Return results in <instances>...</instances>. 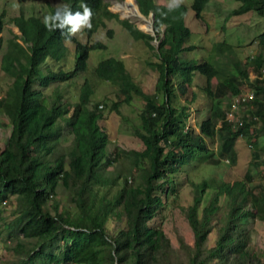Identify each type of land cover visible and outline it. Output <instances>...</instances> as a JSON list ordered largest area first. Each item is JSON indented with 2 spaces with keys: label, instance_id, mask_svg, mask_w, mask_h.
<instances>
[{
  "label": "trees",
  "instance_id": "obj_1",
  "mask_svg": "<svg viewBox=\"0 0 264 264\" xmlns=\"http://www.w3.org/2000/svg\"><path fill=\"white\" fill-rule=\"evenodd\" d=\"M61 2L57 9L49 6L50 14L57 18L50 19L48 27L33 14L24 16L20 11L12 17L20 41H13L15 47L6 49L1 57L2 70L12 78L0 95V112L9 126L0 148V201L11 206L5 235L14 237V243L7 247L15 254L6 264H264L262 251L250 246L251 222H241L250 212L264 221V184L262 180L252 182L254 170L264 172V143L259 141L264 137V76L254 80L253 97L240 102L237 125L225 118L220 106L212 105L219 126L214 127L211 117H206L194 129L184 123L185 107L174 104L172 84L176 72L187 84L192 76L190 60L180 62L178 57L188 34L182 19L185 7L180 4L170 9L155 0H137L142 13L152 11L156 46L150 42L153 35L126 20L120 22L152 51L155 58L149 63L157 72L159 85L145 93L122 61L114 57H103L94 66L98 77L117 85L121 97L111 103V108L122 118L125 116L118 110L121 102L129 103L132 92L143 98L138 111L140 129L130 124L140 145L126 149L131 162L129 166L121 164L117 160L120 148L107 150L110 140L97 123L100 110L90 98L92 89L85 80L77 100L71 103L64 102L57 88L44 98L43 89L53 82L84 71L89 50L99 45L76 40L70 33L71 25L62 23L65 16L82 13L81 5L86 4L92 12L88 31L103 25L100 15L116 17L102 0ZM202 2H191L196 16ZM248 10L264 16V0H240L232 12ZM66 39L74 44L71 67L45 70L44 64L65 58ZM257 46L261 52L250 63L259 73L264 62V30L257 35ZM194 69L206 79L218 72L205 60ZM240 76H246L243 70ZM238 82L236 77L225 78L214 90L209 83H204L203 89L211 98L226 90L233 95ZM4 124L0 121V126ZM239 136L248 140L247 166L252 167L245 168L241 177L193 181L186 174L183 166L195 156H203L213 165L225 156L233 162V143ZM208 139L217 140L216 153L208 146ZM61 141L68 142L62 145ZM185 185L190 199L180 207L191 241L178 235V245L173 246L162 225L152 221L179 197ZM97 186L107 187L109 193L98 192ZM205 194L208 196L202 205ZM108 220L115 227L112 233L106 227ZM212 229L213 243L209 246Z\"/></svg>",
  "mask_w": 264,
  "mask_h": 264
},
{
  "label": "rangeland",
  "instance_id": "obj_2",
  "mask_svg": "<svg viewBox=\"0 0 264 264\" xmlns=\"http://www.w3.org/2000/svg\"><path fill=\"white\" fill-rule=\"evenodd\" d=\"M106 2L108 9L115 12L118 18H125L131 22L138 29H141L144 32L151 33V15L150 12L147 15L136 16L135 11L126 12L128 15L122 16L118 10L121 9L120 4H124L126 0H103ZM163 3L174 2V0H157ZM136 8L138 10V4L134 0ZM209 0L201 11V16L204 23L199 22L193 17V13L190 9H187L185 12V19L187 25L190 29V39L184 42V44H191L197 47L198 55L211 58L209 55L210 50H208L207 42H203L200 37L204 36L207 40H219L222 37V34L225 31L230 32L226 33L228 41L232 43V53L229 56L217 55L214 53L216 61H210L214 66L217 67V64H223L224 73H231L232 64L231 58L237 57L240 58L246 54H249L253 51L258 52L257 38L256 35L259 31L264 29V17L258 16L252 11H247L241 15L229 14V10L232 6L236 5L235 0H223V2H217ZM119 3V4H118ZM190 3V0H183L184 5ZM212 3V4H211ZM61 0H0V12H3L2 20L4 22L1 30V48H0V64L2 54L6 49L11 50L12 47H15L13 41H20L18 38V31L14 27L11 17L18 15L22 11L24 16L33 14L38 18L44 21L46 16L51 15L49 6H54L55 9L61 6ZM21 8V9H20ZM135 8V9H136ZM139 12V11H138ZM223 16L227 17V22H232L231 24L223 23ZM50 19L47 21V23ZM105 27L97 26L93 32H91L88 40H99L104 42L105 48L91 50L89 52V57L87 59V68L81 74L68 80L66 82H53L51 86L44 89L43 92L48 94L51 89L57 88L61 92V95L66 100L75 99L78 94L79 86L83 79H86L92 87L93 93L92 98L98 102H103L104 106L102 108V115L100 119V124L104 125V129L108 131L110 142L107 144V150L111 151L112 148L118 147L119 157L118 161H121V164H126L129 166L131 160L129 155L125 151L130 146L140 145V140L132 131L130 124L138 123V111L142 106L143 98L136 93H131V98L129 103L121 102L118 105V110L125 116L119 115L114 109L109 110L110 103L115 101V99L121 97L116 89L115 84L110 83L109 81L102 80L96 77L92 71V67L96 64L97 60L100 57L105 56H115L122 60L126 71L129 72L132 80L140 86L141 90L145 93L153 92L156 87L159 85V81L156 80L157 72L150 66L149 61L154 60V55L152 51L144 44L141 39L132 38L127 31L120 25V23L114 18H103ZM149 24L148 29L144 28V25ZM220 24V25H219ZM224 24V28H220ZM205 25H209L204 31ZM212 25L214 27L212 28ZM219 25V26H218ZM218 26V27H217ZM82 26L81 30L77 33H72L78 40L86 41V34L83 32ZM217 27V28H215ZM106 29H109L111 33H106ZM200 38V39H199ZM199 39V40H198ZM151 43L155 45L156 41L151 40ZM198 42V44H197ZM21 43V42H20ZM68 45L69 51L71 50V43L66 42ZM23 44V43H21ZM205 44V46H204ZM23 46V45H22ZM26 47V46H23ZM193 48V51L197 50ZM187 54V53H184ZM19 58L23 60L22 54L19 55ZM72 63L71 53H69L63 62H53L48 63L51 69H56L58 67L66 68ZM11 76L2 70L0 65V95L4 92L5 87L11 81ZM215 78L212 77L211 81H214ZM174 84L175 93L179 94L174 99V104L176 105H185L187 107V116L185 118L186 123L190 122L194 129H197L196 125L201 118L205 117L208 114V99L202 94L198 88L192 87L190 90L188 87H184L179 78V74H176L172 79ZM245 85L242 87L244 90ZM187 91V92H186ZM195 91V96L191 102H185L184 97L189 96ZM186 92V93H185ZM73 95V96H72ZM119 96V97H118ZM123 96V95H122ZM161 97V94H159ZM46 100V99H45ZM216 116H213L214 125L217 124ZM0 121L5 123L0 126V148H2L4 141L6 139L9 126L6 119V116L0 112ZM137 126L140 129L139 124ZM260 143H264V137L259 138ZM68 141H61L62 145H66ZM208 146L217 152V140L211 141L207 140ZM233 147L235 150V159L233 162H227L224 159L216 165L205 163V161L200 160L201 158L190 162L188 165L183 166L186 174L191 176L193 181H198L201 178H213L214 180L227 179L233 175H243L245 168H252L247 166L249 151L248 140L244 136H239L234 140ZM198 156H195L196 159ZM203 157V156H202ZM253 173V172H252ZM259 180H264V172L261 169L254 170L253 183H257ZM100 187L99 189H97ZM100 193H109L107 187L97 186L95 187ZM210 191V190H208ZM63 199L65 198L64 193ZM208 194H205L203 197L202 205L207 199ZM190 199V191L185 185L181 192H179V197L174 201L167 204L163 209L162 213H157L153 219V223H159L162 225V228L165 234L170 239V242L173 246L178 245L177 237L178 235L182 236L186 241H191V232L184 217L183 209L181 205H185ZM223 204V200H220ZM2 207L0 214L2 219L0 220V264H6L8 260L12 257H15L12 249L8 248L14 243V237H6V228L8 219L11 217L10 208L11 206L8 203L1 205ZM201 206V205H200ZM243 225H249L248 230L251 235L250 246L255 251H262V259L264 260V221L257 219L253 215L248 214L241 221ZM106 227L109 233L114 231V226L112 220H108ZM214 237V229L209 232L207 245H212ZM9 245V246H8ZM8 246V247H7Z\"/></svg>",
  "mask_w": 264,
  "mask_h": 264
},
{
  "label": "clouds",
  "instance_id": "obj_3",
  "mask_svg": "<svg viewBox=\"0 0 264 264\" xmlns=\"http://www.w3.org/2000/svg\"><path fill=\"white\" fill-rule=\"evenodd\" d=\"M103 1V0H102ZM136 2H137V0H135ZM209 0H203V2H202V4H201V7H200V9L198 10V16H196L195 15V10H193L192 8H191V2H192V0H190V3L189 4H187V5H184V4H181V3H183V0H174V2H170V3H168V4H166V3H163V2H160V1H157V0H155V2L156 3H158V4H161V5H165V6H170V9L172 8V7H175V8H179V6H180V4L181 5H183L184 7H185V11H184V14H183V17H182V19H183V24H184V26L188 29V34L184 37V39H183V41H182V50H181V52L178 54V57H179V61L180 62H182V61H184V60H190L189 61V64H191L193 67H192V76H191V78H190V83L189 84H187L186 82H184L183 81V79H182V77H181V75H180V73L179 72H176V74H179V78H180V80H181V82H182V85L184 86V87H188L190 90H192V87H194V88H198L201 92H202V94L208 99V104H209V106H208V114L205 116V117H203V118H201L200 119V121L202 120V119H204V118H206V117H211V119L213 118V115H212V112H211V109H212V105H216V106H220V108H221V110L223 111V113H224V115H225V118L227 119V120H229V121H231L232 122V124H234V125H237L239 122H240V119L236 116V112H237V109H238V107H239V104H240V102L241 101H243V100H249V99H251L252 97H253V82H254V80H256V79H261L263 76H264V62H263V64L261 65V67H260V72L259 73H257L255 70H254V68L252 67V64L250 63V62H253V61H255V56L258 54V52H261L260 51V49H259V47H258V52H255V51H253V52H251V53H249V54H246V55H244V56H242V57H240V58H237V57H234V58H231L230 57V60H231V64H232V70H233V72H229V73H224V72H222L221 71V69H223L224 67H223V64H217V67L216 66H214L215 68H216V70L218 71V72H216V74H214V75H212V76H210L208 79H206V76L204 75V73H202V72H200L199 70H197V69H194L195 68V66H197V65H199V62H201V61H203V60H205V61H208L209 63H210V61H212V62H214V61H216L217 59L215 58L216 56H214V53L215 54H217V55H223L224 54V56H229L231 53H232V43L230 42V41H228L227 39H228V37H230V32H231V30H229L228 32L227 31H225L223 34H222V37L219 39V40H207L204 36H202V37H200L201 38V40H203V42L205 43V42H207V44H208V50H210L209 52H211V53H209V55L211 56V58H208V57H205V56H199L198 55V49H197V47L196 46H194V45H191V44H184V42L187 40H189L190 39V36H193V34L192 35H190V29H189V27H188V25H187V22H186V19H185V17H184V15H185V12L187 11V9H190L191 11H192V13H193V17L196 19V20H198L199 22H201V23H204V21H203V18H202V16H201V11H202V9H203V7L205 6V4L208 2ZM213 1H215L214 3H216V1L217 2H220V0H213ZM104 2V1H103ZM221 2H223V0H221ZM235 2H236V5H234V6H232L231 8H230V10H229V14H233V15H237V14H239V15H241V14H243V13H245V12H247V11H244V12H242V13H233L232 12V9L233 8H235V7H237L239 4H240V0H235ZM105 4H106V2H104ZM137 4H138V2H137ZM212 4V3H211ZM138 6V10L137 11H139V14H142V15H147L149 12H150V15H151V33H149V34H151V35H153V39H151V40H155L156 41V43H155V46H156V44H157V38H155L154 37V32H153V29H152V19H153V15H152V11H149L147 14H144V13H142L141 11H140V9H139V4L137 5ZM66 8L68 7V6H65ZM81 7L83 8V12L82 13H80L79 11L78 12H76L75 13V15H66L65 16V18H64V20H63V22L62 23H67V24H70L71 25V29H70V33H71V35L76 39V40H78L72 33H77V32H79L80 30H81V28H82V26H85L84 28H83V32L86 34V37H87V39H86V41H80V40H78L79 42H82V43H86V44H89V45H91L92 43L93 44H95V43H98L99 45H97V46H95L94 48H91L90 50H89V52L91 51V50H97V49H100V48H105V44H104V42H102V41H99V40H91V41H89L88 40V38H89V36H90V34H91V32H93L94 30H95V28L97 27V26H100V27H105V23L103 22V18H114V19H116L119 23H120V25L125 29V27L121 24V22H120V20H126V21H128L127 19H125V18H118V16H117V14L115 13V12H113V11H111L110 9H108V7H107V4H106V9L108 10V11H110V12H112V13H114L115 15H116V17H108V16H106V15H100V19L102 20V22H103V25H101V24H97V26L93 29V30H91V31H88V28L90 29L91 27H92V24H91V16H92V12H91V9L86 5V4H82L81 5ZM195 11V12H194ZM248 11H252V10H248ZM252 12H254V11H252ZM1 13V12H0ZM3 13V12H2ZM255 13V12H254ZM256 14V13H255ZM256 15H258V14H256ZM15 16H17V15H15ZM258 16H260V15H258ZM2 17H3V14H2ZM12 17H14V16H12ZM12 17L10 18L11 19V21H12V23H13V20H12ZM264 17V16H263ZM57 18V16H53V15H49V16H46L45 18H44V22H45V25H46V27H48V24H47V21L49 20V19H52V20H55ZM42 20V19H41ZM227 20V17L226 16H223V23L224 24H231L232 22H227L226 21ZM43 21V20H42ZM129 22V21H128ZM129 23H131V22H129ZM3 24H4V22H3V20H2V27H3ZM132 24V23H131ZM224 24H222V26L220 27V28H224ZM13 25H14V27L17 29V31H18V38L20 39V37H19V34H20V32H19V30H18V28H17V26L13 23ZM133 25V24H132ZM220 25V24H219ZM218 25V26H219ZM134 26V25H133ZM208 26L209 25H205V29H204V31L206 32V29L208 28ZM217 26V27H218ZM2 27H1V29H0V34H1V30H2ZM134 27H136V26H134ZM161 27H163V26H161ZM214 27V25H212V28ZM217 27H215V28H217ZM137 28V27H136ZM50 29V28H49ZM138 29V28H137ZM126 30V29H125ZM139 30H141V29H139ZM264 30V29H263ZM127 31V30H126ZM142 31V30H141ZM262 31V30H261ZM261 31H259L258 33H257V35L261 32ZM144 32V31H143ZM106 33H108V35H109V33H111V31L109 30V29H106ZM127 33L129 34V32L127 31ZM145 33H147V32H145ZM226 33H229V36L228 37H226ZM131 37H132V35L131 34H129ZM190 35V36H189ZM257 35H256V38H257ZM109 36H111V35H109ZM0 37H1V35H0ZM133 38V37H132ZM199 38V39H200ZM135 39V38H134ZM139 39V38H138ZM198 39V40H199ZM16 41V40H15ZM66 42H68V43H71V45H72V47H71V50L69 51V47H68V45H67V43ZM63 43H64V45H65V47H67V53H66V56L69 54V53H71V60L73 61V46H74V44H73V41H71V40H69V39H66V40H64L63 41ZM257 43V42H256ZM197 44H198V42H197ZM204 46H205V44H204ZM0 48H1V46H0ZM193 48H196L197 50L196 51H193L192 49ZM89 52H88V57H89ZM184 53H187V54H184ZM264 54V53H263ZM66 56H65V58H66ZM88 57H87V59H88ZM105 57H114V58H116V59H120V58H118V57H115V56H105ZM64 58V59H65ZM101 58H103V57H100L99 59H101ZM64 59H61L60 61H58V62H63L64 61ZM98 59V60H99ZM98 60H97V62H98ZM121 60V59H120ZM122 61V60H121ZM193 61L195 62V63H193ZM53 62H56V61H51L50 63H53ZM97 62H96V64H97ZM123 63V62H122ZM95 64V65H96ZM71 65H72V63L68 66V67H66V68H70L71 67ZM94 65V66H95ZM94 66L92 67V71H93V73H94V75L96 76V77H98L97 75H96V73H95V71H94ZM43 67H44V69L46 70V69H51L49 66H47V64H44L43 65ZM58 68H61V67H58ZM66 68H62V69H66ZM86 68H87V66H86ZM86 68H85V70H86ZM57 69V68H56ZM52 70H55V69H52ZM84 70V71H85ZM244 71V73L246 74V76L245 77H241L240 76V72L241 71ZM83 72V71H82ZM79 74H81V72L80 73H78V74H76L75 76H77V75H79ZM75 76H73V77H75ZM176 76V75H175ZM175 76H173V77H175ZM72 77V78H73ZM173 77H172V79H173ZM212 77H214L215 78V80L214 81H211V78ZM233 77H236V78H238L239 79V82L237 83V92H236V94H233L232 95V93H230V91L229 90H226L224 93H222L220 96H218V97H215V98H211L208 94H206L205 93V91H204V89H203V85H204V83H209V87L212 89V90H214L215 89V87H217L221 82H223L224 81V79L225 78H233ZM72 78H70V79H68V80H72ZM98 78H100V77H98ZM100 79H102V78H100ZM68 80H64V81H62V82H66V81H68ZM86 81L88 84H89V82L86 80V79H83L82 80V82L83 81ZM102 80H106V79H102ZM106 81H109V80H106ZM56 82H60L61 83V81H56ZM81 82V83H82ZM110 83H113V84H115L114 82H111V81H109ZM173 84V83H172ZM81 85V84H80ZM90 85V84H89ZM243 85H245V88H244V90L242 91V87H243ZM115 86H116V89H117V85L115 84ZM80 87V86H79ZM90 87H91V85H90ZM46 89V88H45ZM91 89H92V87H91ZM44 90V89H43ZM118 91V90H117ZM78 92H79V89H78ZM173 92L175 93V91H174V84H173ZM187 92V91H186ZM185 92V93H186ZM44 93V92H43ZM92 93H93V90H92ZM92 93H91V96H90V98L93 100V101H95L96 103H97V106H98V108H99V110H100V118L98 119V121H97V123H98V125L99 126H101L102 128L104 127V125H102V124H100V119H101V115H102V108H103V106H104V103L101 101V102H98V101H96L95 99H93L92 98ZM179 94H182V93H175V98L179 95ZM73 96V95H72ZM77 96H78V94H77ZM194 96H195V91L194 92H192L191 91V93L189 92V96L187 97V96H185L184 97V99H185V102H191L192 100H193V98H194ZM44 98L46 99V94L44 93ZM216 98H219V100H220V102L218 103L217 102V99ZM64 99V102L65 103H67V102H73V101H75V100H77V97L75 98V99H70V100H66L65 98H63ZM116 100V99H115ZM112 102H114V101H112ZM111 102V103H112ZM111 103H110V106H109V110L110 109H114V108H111ZM184 107H185V110H186V113H187V107L185 106V105H183ZM211 108V109H210ZM216 118V121H217V124L216 125H214V127H218L219 126V122H218V118L217 117H215ZM199 121V122H200ZM199 122L197 123V125H196V127H197V129H198V124H199ZM212 122H213V119H212ZM184 123H186V121H185V119H184ZM187 124H191L190 122H188ZM214 124V123H213ZM104 129V128H103ZM196 129V130H197ZM105 131H106V133H107V136H108V138H109V135H108V131L106 130V129H104ZM214 151V150H213ZM235 151V150H234ZM199 158H201L200 160H202V161H204V159H202V157H197L196 159H194V160H197V159H199ZM225 158V160L227 161V162H230L229 161V158L227 157V156H225V157H220L219 158V162L218 163H220L221 161H222V159H224ZM193 160V161H194ZM205 163H206V161H205ZM218 163H216V164H218ZM215 164V165H216ZM213 165V164H212ZM244 173V172H243ZM242 175H233L232 177H230V178H227V179H223V180H231V179H233V178H235V177H241ZM206 178V177H205ZM208 180H213L214 181V179L213 178H207ZM215 181H219V180H215ZM263 184H264V180H262L261 181ZM211 187L212 186H210V187H208L207 188V193H209V191L208 190H211Z\"/></svg>",
  "mask_w": 264,
  "mask_h": 264
},
{
  "label": "bare ground",
  "instance_id": "obj_4",
  "mask_svg": "<svg viewBox=\"0 0 264 264\" xmlns=\"http://www.w3.org/2000/svg\"><path fill=\"white\" fill-rule=\"evenodd\" d=\"M119 4V3H118ZM121 5V9H118L115 7L116 10L119 11V13L122 15V16H126L128 15L126 12H132V11H135L136 13V16H140L141 15L139 14V12L137 11V8H136V5H135V2L134 0H126V2L123 4H120ZM136 8V9H135ZM148 26L149 24H146L144 25V28L148 29Z\"/></svg>",
  "mask_w": 264,
  "mask_h": 264
},
{
  "label": "built area",
  "instance_id": "obj_5",
  "mask_svg": "<svg viewBox=\"0 0 264 264\" xmlns=\"http://www.w3.org/2000/svg\"><path fill=\"white\" fill-rule=\"evenodd\" d=\"M4 203H5L4 200H1V201H0V205H2V204H4Z\"/></svg>",
  "mask_w": 264,
  "mask_h": 264
}]
</instances>
